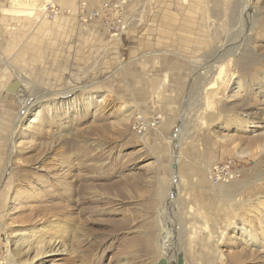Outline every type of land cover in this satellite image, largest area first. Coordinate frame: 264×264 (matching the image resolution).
I'll list each match as a JSON object with an SVG mask.
<instances>
[{"label":"rangeland","instance_id":"1","mask_svg":"<svg viewBox=\"0 0 264 264\" xmlns=\"http://www.w3.org/2000/svg\"><path fill=\"white\" fill-rule=\"evenodd\" d=\"M52 1L54 19L39 4L0 16V264L11 254L16 264H165L168 250L176 264H264V207L250 206L264 199V0H125L128 25L116 35L79 21L80 0ZM42 13L72 24L64 58L59 33L55 57L25 28ZM77 22L99 32H77ZM211 52L225 73L203 90L212 104L202 111L205 73L193 59ZM16 73L32 95L71 92L39 103L37 121L28 114L18 129L23 98L4 91ZM137 116L160 120L140 135ZM227 159L239 177L212 183L208 170ZM39 244L47 252L32 259Z\"/></svg>","mask_w":264,"mask_h":264},{"label":"bare ground","instance_id":"2","mask_svg":"<svg viewBox=\"0 0 264 264\" xmlns=\"http://www.w3.org/2000/svg\"><path fill=\"white\" fill-rule=\"evenodd\" d=\"M243 1H240V2L244 3ZM52 2H53L52 0H12V1L10 0V4L7 6V8H4L3 7V11H5L7 15L16 16V17H21V16L27 15V14L28 15H32L34 12H36V10H38V4H39V6L40 5H44V7H43V10H44V9H46L45 8L46 4L47 3H52ZM243 7L244 6H242V9H244V10H242V9L241 10L243 11V15H244V18L243 19H244V22H246V24L250 27V25L253 24V20H252V17H251V15L253 14L252 13V9L250 8V6H247V7H244V8ZM26 17H28V16H26ZM225 44H227V43H225ZM221 50H223V49H221ZM215 52L218 53L217 51H215ZM215 52H213V53L211 52V53H209V55L208 54L203 55V57H199V59L198 58H194L193 59L194 60V63L193 64H194L195 70H202L203 69V71L205 73L204 74L205 75L204 76V82L201 84V86L199 87V91H198V95H199V97H200V99L202 101V102H200V104H198V106H199V108H201L202 111L205 110V109H207L208 107H210L211 104H212L211 103L212 102L211 99H209L207 97H204V95H202L203 90H206V89H209L210 90V89L215 88L216 85H217L216 84L217 80L222 81V79L224 77V73H225V66L221 62V59L222 58H217L216 56H214V54L216 55ZM231 53L232 52L230 51L229 53H227V55H229V54L231 55ZM207 73H209V75L206 76ZM16 75H17L16 78H18L19 81L21 82V88H22L16 95L18 97H22L23 98L22 99L23 101L21 102L22 110L20 111V116H18L17 119H16V123H17L18 129H19V127H21L23 125V122L22 121L24 119H26V115H28V114H30L29 116H31L28 119L29 120L28 121V124L33 123L34 121H37V119L39 118V114L38 113H34L33 110L40 106L39 103L41 104V103L49 100V98H51V97H55V96H57V97L58 96L59 97L67 96L71 92V89H69V91L67 90V91H64V92H53V93L50 92L49 93V92H44L43 91V93H41L39 90L36 91L37 90L36 89L35 92H34L35 94L32 95L31 92L33 91V88H34V86L32 85V83H30L27 78H25L24 76H22V74L16 73ZM4 88H5V86H4ZM188 109H189V107H188ZM18 136H19L18 130L16 129L14 131V133L11 135V138H10L11 145H10V148H9V150L7 152V160H6V165H5L6 168L3 171L4 178H6L5 172L7 174L9 172V170H10V164L9 163L12 160V156H13V153H14V150H15V143H16V141L18 139ZM262 147H264V145H262ZM240 152L241 153H244L243 151H240ZM247 153L250 154V152H247ZM172 157H173V163H174L173 164V169H174V171L176 173L177 172L176 171V157H177V154H173ZM222 185L227 188V191L226 192L229 195L233 194L235 191L238 190V188H236V190L233 191L234 187H233V189L230 188L232 186V184H224V183H222ZM173 187H174V185L172 184L171 185V188L173 189ZM6 188L8 190V187H6ZM256 200H257L256 203L250 205L249 202H248V204L253 209H256L258 212H260V209L262 207H264V199H261L260 200L258 198ZM250 203H252V202H250ZM262 212H264V211H261V213ZM262 231L264 232V228H263ZM159 237H160V239H159L158 242L160 243L161 240H162L161 233H159ZM163 238H164V236H163ZM45 247L46 246L43 245V244L36 245V247L34 249L35 252H34V254L32 256V259L33 258H36V257H42L43 255H45V253L47 252V251H45L46 250ZM175 247H176V245H175ZM29 249H30V247L28 246V248L25 250L26 255L30 252ZM176 249H179V248L177 247ZM9 253L10 252H7L6 255L7 254L9 255ZM176 253L177 252H174L173 250H168V254L166 255V257H163L165 259V264H176V261H175L176 257L174 258V255H176ZM4 259H5V263L6 264H16L15 263V260H14V255L13 254H11L10 257L8 256L7 258L6 257H3L2 261H4ZM164 259H163V261H164Z\"/></svg>","mask_w":264,"mask_h":264},{"label":"built area","instance_id":"3","mask_svg":"<svg viewBox=\"0 0 264 264\" xmlns=\"http://www.w3.org/2000/svg\"><path fill=\"white\" fill-rule=\"evenodd\" d=\"M125 0H103L100 7L87 9L86 1H82L77 10L76 16L82 23H88L95 19H101L105 30L113 35L122 33L126 30V23L123 16V7ZM46 16L49 19H54L61 13L60 7L56 3H47L45 6ZM64 13H70L69 9H62ZM158 117L150 120H145L137 116L134 129L140 135H145L150 129L155 128L159 123ZM239 177L238 169L234 167V162L227 159L222 163L215 164L208 170V178L214 183L227 182Z\"/></svg>","mask_w":264,"mask_h":264},{"label":"crops","instance_id":"4","mask_svg":"<svg viewBox=\"0 0 264 264\" xmlns=\"http://www.w3.org/2000/svg\"><path fill=\"white\" fill-rule=\"evenodd\" d=\"M72 1L73 0H60V2H61V4H67V3H72ZM82 1H85V0H80V1H78L77 2V5H76V10H77V8H78V6H79V4L82 2ZM10 4V2H8V3H6V4H1L0 5V16H1V19H4L3 18V15H6L3 11H2V8L4 7V8H7V6ZM98 7H100V6H98ZM90 8H94V7H90L89 5H87V9H90ZM76 10H75V13H77L76 12ZM43 14V13H42ZM10 15H7V17H9ZM45 15L43 14V17H41V22L39 23V19H36L35 21H32V23L30 22L32 19H33V17L32 18H28V26L26 25V27L25 28H33V30H34V32L35 33H37L38 34V36L37 37H35L36 35H34V33H33V35H32V37H33V42H36L37 40H39L38 42L40 43V42H42V43H46V41L48 40L49 41V43H50V50L53 52V56H55L56 55V50H57V48H56V42H57V40L55 39V35L56 34H58L59 33V40H58V42L60 41V39H61V43L63 42V44H65L64 45V51L62 52L63 54H62V58H64L65 56H66V50L68 49L67 47H66V42H68V40L70 39V37H69V33H70V28H71V26H72V24H71V22L69 23V21H68V23H65L66 22V19L65 18H67V17H62L63 19H62V21H60V22H58V23H54V24H49L48 22H47V20H46V17H44ZM9 19H6V20H4L3 22H2V20H1V24L2 25H4L5 23H6V21L7 22H9L10 24H12V20H10V21H8ZM95 20H97L98 22H100L101 23V28L102 29H104L105 30V26L103 25V23H102V20L101 19H95ZM94 20V21H95ZM34 22V23H33ZM46 22L48 23V24H46ZM92 22V21H91ZM16 22H13V29H16V24H15ZM45 23V24H44ZM71 24V25H70ZM48 25H50L51 26V28L49 27V28H47V26ZM70 25V26H69ZM75 25V24H74ZM100 26V25H99ZM4 27V26H3ZM4 28H6V27H4ZM46 28H47V31H45L46 30ZM75 29H76V31L78 32V30L79 31H82L83 29L84 30H90V31H92L93 33H97V32H99V29H97L96 28V26H94V27H92L91 28V26H89L88 24H86V25H82L81 23H79V22H77V24L75 25V27H74ZM71 30H73V29H71ZM11 31H12V29H11ZM95 31H97V32H95ZM47 33V32H51V35H52V37H47V39L45 38V37H41V38H39V36L41 35L40 33ZM35 37V38H34ZM54 49V50H53ZM59 53V52H58ZM56 57V56H55Z\"/></svg>","mask_w":264,"mask_h":264},{"label":"water","instance_id":"5","mask_svg":"<svg viewBox=\"0 0 264 264\" xmlns=\"http://www.w3.org/2000/svg\"><path fill=\"white\" fill-rule=\"evenodd\" d=\"M21 82L18 78H12L8 81V83L5 85L4 91L11 93V94H17L21 90ZM183 259L178 258L177 264H182Z\"/></svg>","mask_w":264,"mask_h":264}]
</instances>
